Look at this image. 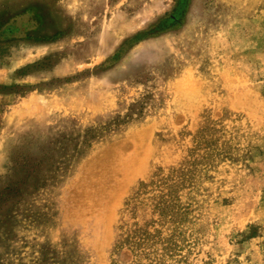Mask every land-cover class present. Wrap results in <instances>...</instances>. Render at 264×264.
<instances>
[{
	"label": "rangeland",
	"instance_id": "obj_1",
	"mask_svg": "<svg viewBox=\"0 0 264 264\" xmlns=\"http://www.w3.org/2000/svg\"><path fill=\"white\" fill-rule=\"evenodd\" d=\"M0 264H264V0H0Z\"/></svg>",
	"mask_w": 264,
	"mask_h": 264
}]
</instances>
